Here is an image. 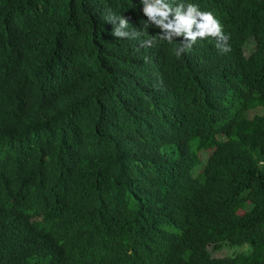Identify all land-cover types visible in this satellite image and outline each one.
<instances>
[{"label": "trees", "instance_id": "1", "mask_svg": "<svg viewBox=\"0 0 264 264\" xmlns=\"http://www.w3.org/2000/svg\"><path fill=\"white\" fill-rule=\"evenodd\" d=\"M165 2L0 0V264H264V0Z\"/></svg>", "mask_w": 264, "mask_h": 264}, {"label": "clouds", "instance_id": "2", "mask_svg": "<svg viewBox=\"0 0 264 264\" xmlns=\"http://www.w3.org/2000/svg\"><path fill=\"white\" fill-rule=\"evenodd\" d=\"M142 4L143 15L147 17L149 23L160 29L161 40L171 43L173 38H184L181 42L182 46L176 50L177 56L186 49H190L198 38L212 36L219 40L226 39L221 32V26L212 14L198 11L193 4H189L186 11H184V5H177L173 8L165 0H152V2L142 0ZM170 16L171 19H169ZM127 25L126 19H120L119 27L115 30L114 35L117 37L127 36L128 33L121 31V28H126ZM146 43L151 45L152 41ZM217 47H221V45L218 44Z\"/></svg>", "mask_w": 264, "mask_h": 264}, {"label": "rangeland", "instance_id": "3", "mask_svg": "<svg viewBox=\"0 0 264 264\" xmlns=\"http://www.w3.org/2000/svg\"><path fill=\"white\" fill-rule=\"evenodd\" d=\"M251 48V46L248 47V50ZM249 249V246L247 244H244L242 246H230L228 248L224 247L220 251H215L212 253L214 257H223V256H231L233 253L236 252H246Z\"/></svg>", "mask_w": 264, "mask_h": 264}]
</instances>
